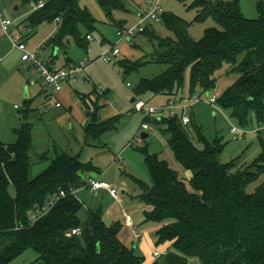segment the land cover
<instances>
[{
  "label": "trees",
  "instance_id": "obj_1",
  "mask_svg": "<svg viewBox=\"0 0 264 264\" xmlns=\"http://www.w3.org/2000/svg\"><path fill=\"white\" fill-rule=\"evenodd\" d=\"M21 1L45 3L28 16L31 26L60 21L48 44L66 47L68 37H73L77 45L88 49V36L95 30L97 20L80 5L81 0ZM97 1L109 21L119 28L127 27L114 17L116 11L127 9L124 0ZM191 6L197 9L192 22L175 13H162L172 36H159L147 26L140 32L154 46L148 60L120 61L125 68L124 78L146 62L167 65L158 75L139 81L135 101L159 94L170 98L187 96L184 85L188 69V95L198 89L211 92L217 85V71L227 64L238 71L239 77L219 94L218 105L230 110L231 116L244 125L255 116L257 124L263 126L264 0H258V17L252 19L242 13L240 0H193ZM208 19L217 25L207 27L203 37L194 38L190 26ZM81 26L86 29L85 34ZM95 104L100 108L98 100ZM94 117L84 127L87 145L115 129L119 116L103 121ZM146 121L162 127L175 158L191 172L189 188L167 160L147 147L140 148L152 177L151 184L133 177L147 206L144 215L160 224L156 244L169 242L168 251L149 264H191L189 256H196L205 264H264V180L254 191H247L248 185L264 174L261 129V154L242 166L237 159L222 162L221 142L210 143L199 128L193 127L203 145L199 147L180 115L166 113L146 117ZM32 130V123L26 121L17 129V142L0 141V264L13 262L29 248L39 253L42 264H148L135 247L122 240V222L108 223L102 207L81 218L84 205L72 191L87 184L82 173L90 172L91 164L78 155L55 150L51 164L39 175L31 176ZM11 185L15 187L14 195ZM61 190L65 196L59 197L45 215L33 220V213ZM78 227L81 233L73 234L72 229Z\"/></svg>",
  "mask_w": 264,
  "mask_h": 264
},
{
  "label": "rangeland",
  "instance_id": "obj_2",
  "mask_svg": "<svg viewBox=\"0 0 264 264\" xmlns=\"http://www.w3.org/2000/svg\"><path fill=\"white\" fill-rule=\"evenodd\" d=\"M124 1L127 9L116 11L114 17L117 21H123L126 26H131L137 22L136 13L148 10L155 0ZM192 2L193 0H160V5L164 12L175 13L192 22L197 14V9L191 6ZM257 3L258 0H240L242 13L247 18H257ZM80 5L88 8L97 22L95 30L90 34L88 53L85 48L75 43L73 37L69 38V47L82 57L86 55L90 57L86 70L87 77H91L86 81L81 79L83 77H78L79 80L73 85L74 98L69 101L71 106L66 102L56 106V100L46 95L40 74L34 66L25 65L22 52L14 46L12 39L2 32L0 23V141L17 142V129L26 121L32 123L30 151L32 177L39 175L51 164L56 157L55 150L78 155L83 162L91 164L93 169L89 173H83V179L88 181L91 175L107 184L116 185L120 197L114 199L106 189L95 191L87 184L78 187L75 194L84 205L80 212L81 218L85 219L89 211L102 207L103 217L108 223L116 220L122 222L121 234L126 243L133 246L128 239V236H132V228L125 225V216L133 219L138 230L157 223L145 218L144 210L147 206L141 200L140 187L131 176L152 183L149 168L140 148L147 147L150 152L158 153L167 160L180 172L189 188H191L189 183L191 172L184 169L175 158L161 126L147 121L150 129L145 132L149 136L142 137V124L146 122L147 116L143 111L136 110L132 102L139 81L144 77L158 75L167 65L146 62L130 71L124 78L125 68L120 61L148 60L147 55L153 52V44L143 33H138L131 39L121 38L118 34L119 27L106 18L97 0H81ZM0 12L3 18L10 17L14 21L10 28L12 33L18 35V27L22 28V33L28 32V48L38 50L42 58L48 60L52 47L51 44L44 42L47 37L50 39L57 33L60 21H44L36 27L31 26L27 18L33 12L32 6L30 2L25 3L21 0H0ZM215 25L217 23L213 19H208L203 23H193L189 31L194 38L199 39L203 37L207 27ZM146 26L155 30L159 36L173 35L162 17L159 20L147 21ZM80 28L85 34L86 29L83 26ZM113 46L118 47L120 53L111 62L104 61L102 52ZM57 54L58 64H61L65 59L64 51L57 49ZM72 56L78 57L75 54ZM217 77V85L211 93L220 94L239 77V73L226 64L217 71ZM96 87L102 90L101 93L106 94L99 99H107L106 109L99 113V118L101 115H106L105 119L116 115L119 117L115 129L107 131L99 140L87 145L84 127L94 120L96 107L92 100L95 99ZM189 88L190 70L188 69L185 74V95L190 93ZM144 99L150 105H156L160 100H151L147 97ZM162 99L164 100L163 97ZM87 109L91 110V114L87 113ZM187 113L192 117V122L187 125L190 136L195 137L199 147L203 146L197 140L193 129L197 127L210 143L220 141L224 146L220 155L222 162L237 159L239 165L247 166L261 154L258 131L261 129L264 134V125L259 126L255 116L244 125L231 116L230 110L222 108L218 103L211 104L205 98L195 102ZM233 126L237 127V131H232ZM43 155L47 157L42 158ZM263 180L264 174L249 184L247 191H254ZM10 192L12 195L15 194L13 185L10 186ZM150 235L156 244L158 239L156 231ZM135 250L136 253L143 254L139 247H135ZM38 257L39 253L29 248L9 264H42ZM189 261L191 264H205L196 256H189Z\"/></svg>",
  "mask_w": 264,
  "mask_h": 264
},
{
  "label": "built area",
  "instance_id": "obj_3",
  "mask_svg": "<svg viewBox=\"0 0 264 264\" xmlns=\"http://www.w3.org/2000/svg\"><path fill=\"white\" fill-rule=\"evenodd\" d=\"M30 4L33 10L42 8L45 5L44 1H31ZM163 12L164 10L160 5V0H155L148 10H141L136 13V23L131 26L119 28V36L121 38L131 39L145 29L147 21L159 20ZM0 23L2 32L9 36L12 39L14 46L22 52V60L30 62L40 74L43 90L47 92V96L56 100V106H61L62 102L58 100V94L62 91L64 85L68 81L76 80L80 76H85L87 78L86 66L90 61V57L86 55L77 63L69 65H52L42 58L38 50H30L20 35L12 33L10 28L14 21L10 18H3L1 12ZM88 37L90 38L91 36L89 35ZM119 53L120 49L113 46L110 49L104 50L101 56L104 61L111 62ZM98 90L102 92L101 89ZM218 96L219 94L217 93L210 92L207 94L205 91L198 89L192 95L180 98L171 97L168 102L163 105H150L145 99L140 98L135 101L134 106L136 110L143 111L147 117H159L166 113L170 115H180L182 123L187 125L192 121L191 116L187 113L189 107L203 98L207 99L211 104H217ZM142 128L150 129V125L147 121L142 124ZM232 131H237V127L233 126ZM86 183L92 190L98 191L104 188L108 190L114 198L119 199L120 197L117 187L112 184H107L93 177H90ZM72 192L76 193V190H73ZM65 194V191L61 190L57 197H52L46 205L38 208L32 215L33 220L45 215L55 205L59 197L65 196ZM72 233L80 234L81 228L78 227L72 229ZM154 255L159 256L160 252L155 251Z\"/></svg>",
  "mask_w": 264,
  "mask_h": 264
},
{
  "label": "crops",
  "instance_id": "obj_4",
  "mask_svg": "<svg viewBox=\"0 0 264 264\" xmlns=\"http://www.w3.org/2000/svg\"><path fill=\"white\" fill-rule=\"evenodd\" d=\"M18 7H16L17 9ZM7 18H10V17H7ZM137 18V17H136ZM59 21V20H58ZM126 26V25H125ZM18 30H19V34L23 40L26 42L27 44V33L25 32L22 33V28L21 27H18ZM17 33V32H16ZM50 37V36H49ZM69 38L68 37V40L66 42V47H59V46H54V45H50L52 47V52H51V55L49 56L48 60H44L52 65H56V66H59V65H69V64H73V63H77L78 61H80L83 57L79 55V53H77L74 49H72L71 47H69ZM48 39V37H47ZM44 42L45 44H48L47 40ZM18 49V48H17ZM57 49H60V50H63L64 51V54H65V59H64V62H62L61 64H58V54H57ZM19 50V49H18ZM20 51V50H19ZM21 52V51H20ZM86 52L88 53V49L86 50ZM75 54V56L77 55L78 57L74 58L72 55ZM25 65H27L28 67H33V65L30 63V62H25ZM87 70H86V75H87ZM89 76V75H88ZM83 78H81L83 81H86L88 78H91V77H85V76H81ZM79 79L77 78L76 80H70L68 81L62 91L58 94V100H60L62 102V104L64 102H66L67 104L70 105L69 101L71 99L74 98L73 96V85L75 83H77ZM97 89V87H96ZM47 95V92L44 91ZM95 93V99L92 100L94 106L96 107V104H95V100H98V106H100V108L96 107V111L95 113H97V115L95 114L94 116H96L97 120L98 121H103L105 120L104 116L106 115H101L100 118H99V113L103 110L106 109L105 106H107L106 104V101L107 99H99L100 96H106V94L104 93H101L98 89L96 90ZM162 97L164 98V100L162 99ZM169 96L168 95H155V96H152L150 97L149 99L153 100H157V99H160L158 100L157 104L156 105H163V104H166L169 100ZM100 100V101H99ZM146 100V99H145ZM132 102L135 103V99L133 98L132 99ZM148 102V101H147ZM80 103V102H79ZM71 106V105H70ZM104 108V109H103ZM87 113H90L91 114V110H88L87 109ZM95 118V117H94ZM192 119V117H191ZM192 122V121H191ZM145 130H148V129H143L141 130V133L145 132ZM147 133V132H145ZM149 136V134H148ZM147 136V137H148ZM89 173V172H88ZM83 174V173H82ZM132 177H135L134 175H131ZM92 177L91 175L89 176V178ZM94 178V177H93ZM137 178V177H136ZM97 179V178H96ZM140 179V178H139ZM99 180V179H98ZM102 181V180H100ZM104 182V181H103ZM146 182V181H145ZM116 186V185H114ZM104 189V188H103ZM101 190V189H100ZM99 191V190H98ZM108 191V190H106ZM109 192V191H108ZM107 192V193H108ZM109 195H111L109 193ZM112 198H114L112 195H111ZM116 199V198H114ZM146 207V206H145ZM146 209V208H145ZM113 222V221H112ZM124 222H125V225L128 226L129 228H132V236H128V239H130V242L133 243V247H139L140 250H142L143 252V256L145 258V262L146 263H151L153 262L154 260H156L157 258H159L162 254L166 253L169 249V242H165V243H162V244H159V245H156L154 243V239L152 238V236L150 235L153 231H157L158 228L160 227V224L159 223H154L153 225H150V226H144L142 228V230H138L136 228V225L135 223L133 222V219L128 217V216H125V219H124ZM151 232L149 235L148 233ZM151 236V237H150ZM132 237V238H131ZM121 238L122 240L124 241V243H126L125 239H124V236L121 234ZM137 240V241H136ZM127 245L129 243H126ZM130 246V245H129ZM155 251H159L160 252V255L159 256H155L154 255V252Z\"/></svg>",
  "mask_w": 264,
  "mask_h": 264
},
{
  "label": "water",
  "instance_id": "obj_5",
  "mask_svg": "<svg viewBox=\"0 0 264 264\" xmlns=\"http://www.w3.org/2000/svg\"><path fill=\"white\" fill-rule=\"evenodd\" d=\"M209 93H210V92H207V94H209ZM147 136H148V133H145V132L142 133V137H143V138H146ZM85 181H86V180H84V182H85Z\"/></svg>",
  "mask_w": 264,
  "mask_h": 264
}]
</instances>
